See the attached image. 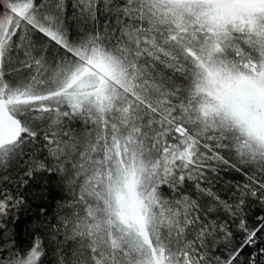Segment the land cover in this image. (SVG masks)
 <instances>
[{"label": "snow or ice", "instance_id": "6c2138e0", "mask_svg": "<svg viewBox=\"0 0 264 264\" xmlns=\"http://www.w3.org/2000/svg\"><path fill=\"white\" fill-rule=\"evenodd\" d=\"M0 264H264V0H0Z\"/></svg>", "mask_w": 264, "mask_h": 264}]
</instances>
